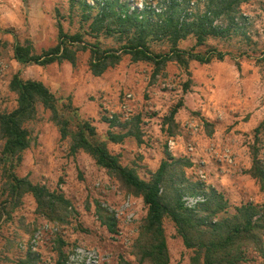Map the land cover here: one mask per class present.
I'll return each instance as SVG.
<instances>
[{"label": "rangeland", "instance_id": "1", "mask_svg": "<svg viewBox=\"0 0 264 264\" xmlns=\"http://www.w3.org/2000/svg\"><path fill=\"white\" fill-rule=\"evenodd\" d=\"M132 1L142 8L146 1L156 5L160 0ZM191 2L203 8V0ZM241 14L240 30L226 37H210L206 45L197 48L216 47L228 53L224 60L206 64L193 60L188 68L169 62L151 84L153 65L135 62L130 55L101 76L91 72L88 50L78 52L75 66L67 60L44 66L19 63L13 51L17 40H32L37 52L55 46L59 17L66 30L75 32L80 27L81 6H71V0H0V112L17 106L18 95L10 82L20 72L25 78L43 81L58 97H71L81 116L93 122L102 138L110 129L104 117L118 116L124 121L141 114L142 143L133 137L109 143L123 164L135 166L149 179L154 160L160 165L167 153L185 156L192 161L187 175L222 191L231 205L228 214L243 203L264 204L259 182L246 173L252 164L256 135L264 166V0H248ZM101 41L106 46L119 45L113 37L102 36ZM194 44L189 36L180 47ZM169 46L167 41L153 44L156 50ZM242 66L245 74L240 73ZM181 100L184 104L176 114L179 127L170 136L161 130L163 119ZM50 117V111L39 106L37 118L28 123L36 142L24 152L17 172L35 183L62 189L77 214L68 222L49 219L37 212L34 197L26 195L13 218L0 225V264H20L29 249L40 253L38 264H57L60 245L67 255L65 264H81L75 261V253L81 250L96 255V264H148L140 263L135 247L147 212L142 197L122 187L89 153L79 150L73 155L71 140L61 138ZM203 118L211 126H206ZM3 144L0 134V157ZM1 179L0 161V187ZM99 208L114 221L115 231L102 224ZM164 226L170 264H191L193 250L185 246L173 221L166 218ZM247 259L245 264H264L254 250L247 253Z\"/></svg>", "mask_w": 264, "mask_h": 264}, {"label": "trees", "instance_id": "2", "mask_svg": "<svg viewBox=\"0 0 264 264\" xmlns=\"http://www.w3.org/2000/svg\"><path fill=\"white\" fill-rule=\"evenodd\" d=\"M247 1L203 0L201 9L197 3L192 5L191 0H160L156 5L146 1L142 8L132 0H71V6H81L79 30H66L59 17L55 46L37 52L32 40H17L14 58L22 64L41 66L67 60L75 66L78 52L88 50L91 72L101 76L118 65L125 55H130L135 62L153 65V84L169 62L176 61L188 68L193 60L205 64L215 59L224 60L228 53L216 47L203 51L197 48L206 45L210 37H226L240 30L238 18L242 17L241 7ZM58 14L60 16L59 10ZM102 36L115 38L119 45H104ZM189 36L194 38L195 44L181 48L180 42ZM87 37L94 40L89 41ZM161 41L169 43L167 50L153 48L154 43ZM237 66L240 67L239 62ZM10 88L18 98L15 108L0 112V134L4 141L0 157V225L13 218V212L23 204L26 195L34 197L37 212L49 219L68 222L77 214L62 189L35 183L29 176L17 172L24 152L36 142L28 123L37 118L42 106L50 111L61 138L71 140L73 155L79 150L89 153L122 187L142 197L147 212L135 244L140 263H171L164 226L166 218L173 221L185 246L193 250L191 264H245L250 250L264 259V204L243 203L228 214L231 205L222 191L187 175L186 168L192 166L188 157L167 153L159 167L150 171V178L145 179L135 166L123 164L120 155L110 150L109 143H123L128 137L143 142L141 114L124 121L118 116L104 117L110 129L102 138L93 122L81 116L71 97L66 100L58 97L43 81L25 78L17 72ZM188 90L187 83L184 91ZM183 104V100L179 101L163 119L161 130L170 136H174L179 127L176 114ZM203 122L206 126L212 124L206 118ZM115 128L121 131L116 132ZM212 131L213 128L209 134ZM255 137L257 143L251 147L252 164L246 173L256 179L264 191V166L259 159V138ZM185 196H201L202 200L188 206ZM98 214L102 224L115 231L114 221L100 208ZM66 257L60 245L57 264H65ZM39 260L40 253L29 249L19 262L38 264Z\"/></svg>", "mask_w": 264, "mask_h": 264}, {"label": "built area", "instance_id": "3", "mask_svg": "<svg viewBox=\"0 0 264 264\" xmlns=\"http://www.w3.org/2000/svg\"><path fill=\"white\" fill-rule=\"evenodd\" d=\"M185 199H186V204L188 206H193L197 202L201 201L202 197L201 196H196V197L185 196ZM75 258H76L75 261L81 264H96L98 262V260L96 259V255L86 250L77 251L75 253ZM84 260H85V263H84Z\"/></svg>", "mask_w": 264, "mask_h": 264}, {"label": "crops", "instance_id": "4", "mask_svg": "<svg viewBox=\"0 0 264 264\" xmlns=\"http://www.w3.org/2000/svg\"><path fill=\"white\" fill-rule=\"evenodd\" d=\"M245 67L244 66H242V72H240L241 74H245ZM182 136H179V138H181ZM143 152H145V151H143ZM146 153V152H145ZM149 160V159H148ZM153 169L155 170L156 168H158V166H159V161H158V159L157 160H154L153 161ZM247 168H248V166H247Z\"/></svg>", "mask_w": 264, "mask_h": 264}]
</instances>
